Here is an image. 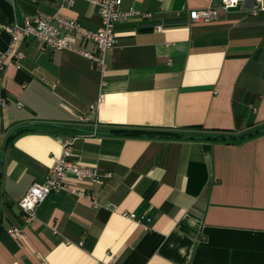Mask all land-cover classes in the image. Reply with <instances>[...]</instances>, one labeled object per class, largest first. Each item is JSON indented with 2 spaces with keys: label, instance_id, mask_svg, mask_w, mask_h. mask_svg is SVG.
I'll use <instances>...</instances> for the list:
<instances>
[{
  "label": "crops",
  "instance_id": "1",
  "mask_svg": "<svg viewBox=\"0 0 264 264\" xmlns=\"http://www.w3.org/2000/svg\"><path fill=\"white\" fill-rule=\"evenodd\" d=\"M255 4L195 23L190 11L219 0H123L121 10L140 14L116 24L104 75L76 52L17 43L24 59L0 72V264H264V13L251 15ZM38 15L100 24L87 0H0V50L8 27ZM119 126L193 129L131 138L110 133ZM67 136L101 180L68 176L85 195L51 193L25 225L19 201L46 180Z\"/></svg>",
  "mask_w": 264,
  "mask_h": 264
},
{
  "label": "built area",
  "instance_id": "2",
  "mask_svg": "<svg viewBox=\"0 0 264 264\" xmlns=\"http://www.w3.org/2000/svg\"><path fill=\"white\" fill-rule=\"evenodd\" d=\"M64 7H71L76 0H57ZM97 7L100 17V24L97 30H90L82 26L74 19H68L61 15L26 17L22 24H14L7 28L11 37L10 46L0 50V72L8 62L19 66L24 59L25 53L17 47L20 40L34 38L41 42L42 51L68 50L76 52L88 58L93 65L104 75L107 68V55L114 49L116 42L115 26L122 20L140 14L138 11L121 10L123 0H87ZM247 0H219V5H211L203 9L190 11V20L195 23H209L218 17L220 9H236ZM256 4L248 8L251 15L257 16L264 13V0H255ZM149 18L150 14H144ZM157 31L161 30L158 26ZM90 42L94 45V51H84L78 43ZM97 107L92 105L91 113L78 117L80 121H89L91 114ZM94 132H98V125L95 124ZM61 154L57 157L48 170L46 180L43 183H35L28 189L19 201L21 218L25 225L33 224L36 221L37 209L41 203L53 192L69 191L80 197L85 193L69 187L65 179L72 176L79 182L99 183L102 171L99 167L82 163L77 159L73 147V137L67 136L62 141ZM110 176V174H106ZM130 219H137L135 214H127ZM8 233L20 238L22 229L11 228ZM110 264H116L112 259Z\"/></svg>",
  "mask_w": 264,
  "mask_h": 264
},
{
  "label": "trees",
  "instance_id": "3",
  "mask_svg": "<svg viewBox=\"0 0 264 264\" xmlns=\"http://www.w3.org/2000/svg\"><path fill=\"white\" fill-rule=\"evenodd\" d=\"M28 127H23L19 131L27 132ZM193 128L188 129H175V128H161V127H141V126H119V127H112L111 132L113 134H118L124 137H168V138H185L188 133L186 131H190ZM253 135L252 133H247L242 135L240 139ZM207 139H212L211 137H207Z\"/></svg>",
  "mask_w": 264,
  "mask_h": 264
}]
</instances>
